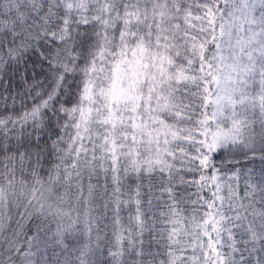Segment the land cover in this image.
<instances>
[{
	"label": "snow or ice",
	"instance_id": "1",
	"mask_svg": "<svg viewBox=\"0 0 264 264\" xmlns=\"http://www.w3.org/2000/svg\"><path fill=\"white\" fill-rule=\"evenodd\" d=\"M0 264H264V0H0Z\"/></svg>",
	"mask_w": 264,
	"mask_h": 264
},
{
	"label": "trees",
	"instance_id": "2",
	"mask_svg": "<svg viewBox=\"0 0 264 264\" xmlns=\"http://www.w3.org/2000/svg\"><path fill=\"white\" fill-rule=\"evenodd\" d=\"M216 161H217V163H219V161H220V159H221V157L220 156H216ZM71 241H69V243H70Z\"/></svg>",
	"mask_w": 264,
	"mask_h": 264
}]
</instances>
